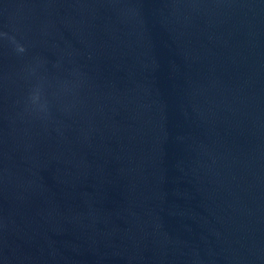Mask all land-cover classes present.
Here are the masks:
<instances>
[{"label":"water","instance_id":"obj_1","mask_svg":"<svg viewBox=\"0 0 264 264\" xmlns=\"http://www.w3.org/2000/svg\"><path fill=\"white\" fill-rule=\"evenodd\" d=\"M0 264H264V0H0Z\"/></svg>","mask_w":264,"mask_h":264}]
</instances>
